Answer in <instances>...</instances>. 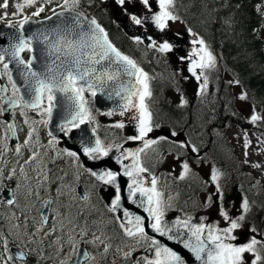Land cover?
Listing matches in <instances>:
<instances>
[{
  "label": "snow or ice",
  "instance_id": "6c2138e0",
  "mask_svg": "<svg viewBox=\"0 0 264 264\" xmlns=\"http://www.w3.org/2000/svg\"><path fill=\"white\" fill-rule=\"evenodd\" d=\"M52 2L53 0H44V3L40 4L39 7H36L38 0H22V2L16 3L14 5L16 11L12 15L22 16L16 22L8 19L6 11L0 16V21L7 20V28H15V31L11 33L0 30V38L7 35L9 40L7 46L0 45V65L3 66V74L7 76L12 86L10 95L7 94L8 90L6 88L0 87V115L16 108H20L21 115H23V109L29 108L36 111L38 115L47 117L40 121H33V124L47 125L52 118L53 110L60 108L66 113L63 122L59 126L60 131L64 135H68L74 129H81L79 139L83 155L89 160H103V158L109 156L113 149L121 152L117 162L124 169L122 175L129 177L130 180L127 185V198L147 213L149 223L146 225L144 217L135 215L125 209L123 211L124 221L120 223V228L123 230L124 236L135 240L137 245L141 241L146 242V251H150L153 255L150 257L145 255L143 264H186L185 259L177 251L166 246L156 237L150 236L146 231V227L160 237H166L169 241H179L200 264H264V255L261 254V250L264 249V240L252 235L245 243H233V241L239 239L238 236L234 235V232L244 227L252 207L249 199L245 196L241 199L239 214L234 217L229 215L222 203L224 193L219 183L221 173L216 167L211 170L210 181L215 185L216 194L221 201L219 216L223 218L226 226L221 227L219 222L206 224L203 222L206 217L201 218V223H192L191 216L185 219L177 217L171 223L165 221V212L168 208H171L170 202L173 198L169 196V203L166 205L164 194L157 187V178L152 176L151 186L146 187L144 177L141 175L142 173L151 175L149 169L142 163V154L146 155L149 149L155 151L153 146L169 140L167 135H161L155 139L149 138V134L154 129L161 127L159 123L154 122L153 112L147 103V100L152 97L150 86L152 78L134 59L123 54L114 46L109 40L108 33L95 18L88 19L83 12L78 11L81 0H63L62 3L57 5L60 8L59 12L53 8L51 10L52 16H48L46 19L51 21L55 17L57 23L41 27L36 31L26 30L25 26L34 22L32 17H40L41 13L45 11V5ZM125 2L126 0H115V3L121 7L125 5ZM155 2L158 4V11L152 10L151 0H140L144 8L151 13L150 16L144 15L141 18L135 14L127 13V9H125V12L133 24L142 25L150 21L159 32L163 33L169 28V22L180 19L175 14L176 0H155ZM32 7H35L36 10L31 13V16L23 14L25 8ZM0 8L7 9L8 0H3V3H0ZM188 32L194 37L191 41L193 47L187 56H181L179 59L181 62L185 60L189 62L187 70L198 82L197 96L203 97L208 92V73L217 67L216 57L204 39L198 37L191 28L188 29ZM134 39L137 44L144 42L139 36ZM147 39L150 41L147 46L159 53L173 51L174 45L168 40L158 42L152 36H148ZM38 44L44 45V50L51 58L50 63L46 62L45 66L39 70L33 67L36 60L35 56L27 60L22 56L25 51L34 52V46ZM197 45L199 47H196ZM10 65L15 66L17 69L22 80L21 84L18 85L13 79V70ZM124 77H127V80H124ZM117 83L119 87L115 89L114 94L120 97L122 103L118 104L116 109L105 114L111 116L118 111L119 115L123 116L130 110L135 111L136 115L133 116L135 134L127 137V140L142 143L143 147L137 148L135 151H121L123 147L121 144H108L106 146L96 136V128L92 129L94 140L81 128V125L95 122V117L88 107L85 93H90L95 97L98 91L103 92L110 84ZM236 83H239V81H236ZM112 95L113 92H108L109 98ZM239 99L246 100L247 96L241 94ZM187 105L188 100L181 94L177 106L183 108ZM259 120H261V116L253 108L249 123L256 124ZM25 123H28L27 119ZM111 127L123 129L125 124L117 122ZM14 130V124L9 123L5 139H10L15 134ZM34 132H36V129L30 127L27 133L28 139L24 140L25 146L29 144ZM170 136L177 137V131L173 129ZM54 143L55 138L53 137L49 140V144L54 145ZM173 143L179 149H190L193 153L199 151L197 146L189 141H173ZM250 143L245 132L244 148L247 149ZM19 151L20 148L17 147L16 152L19 153ZM66 154L75 160H79V156L74 151H66ZM247 154V151H245L244 155L247 156ZM35 155L34 153L33 158ZM129 158L132 161L130 165L122 163L123 160ZM177 159L179 160V157ZM80 167H84V165L81 164ZM181 167L182 171L179 179L183 180L191 169L186 161L181 164ZM252 167L259 168L260 165L253 164ZM85 170L96 181L115 187V198L108 210L116 212L120 209L122 207L121 188L117 184V176L121 173L109 169L101 171ZM2 191L4 190L0 189V192ZM137 196L139 199H135ZM16 202L15 190H11L7 197H0V203L14 205ZM45 203L48 202L45 201ZM211 203L212 194L209 195L207 201L209 206ZM42 219L46 220V217ZM40 230L41 228H37V232ZM248 231L257 233L259 230L257 227L251 226ZM84 234L85 232L82 229L81 235ZM96 241L104 243L100 236H94L93 241H87L86 243H95ZM0 242H2L4 249L3 255H0V264H15L16 261H20V264H28L32 256L31 250L28 252L11 251L9 249L10 241L2 230H0ZM29 243H31V240H29ZM69 243L72 250L60 264H69V262L71 264H91L95 260V257L86 251L81 254L79 247L73 242L71 236L69 237ZM62 248L63 245H61ZM109 248V244H104L105 254L108 253ZM61 249H57V251ZM134 250L124 252V257L126 259L131 257ZM246 253L251 254V260L245 259ZM73 257L77 258L73 259ZM137 264H140V262L137 261Z\"/></svg>",
  "mask_w": 264,
  "mask_h": 264
},
{
  "label": "flooded vegetation",
  "instance_id": "af4514ba",
  "mask_svg": "<svg viewBox=\"0 0 264 264\" xmlns=\"http://www.w3.org/2000/svg\"><path fill=\"white\" fill-rule=\"evenodd\" d=\"M131 1L138 4V0H126L125 5L121 7L115 3V0H81L78 11L95 18L110 33L112 41L120 49L126 51L131 49L132 51L130 40L127 37L135 36L141 25L133 24L127 14L131 13L128 11ZM125 9H127V13ZM146 11L143 15L147 14ZM131 14L143 17L138 12ZM123 24L126 26V31H124L126 38L121 37L117 28ZM172 40L175 41V39ZM133 50L142 57L141 49L134 46ZM25 55L24 58L27 57V54ZM174 62L177 63V61ZM1 68L3 73V66ZM19 111L21 112V110ZM26 111L28 110L23 109V113ZM31 113H34L35 119L41 118L36 111H31ZM92 115L95 117L94 124L106 122V116L95 113ZM44 118L46 119V117ZM0 124L6 129L1 119ZM43 125L38 124L40 131L43 130ZM198 130L201 133L199 140L205 144L209 143V133L214 128ZM97 133L100 135L101 129ZM161 135L169 136V132L166 129L157 130V136ZM1 139L0 145L3 150H0V189L4 191L0 192V197H7L8 191L15 190L17 202L14 205L0 203V230L9 239L11 251L28 252L31 250L32 256L28 264H60L72 250L69 243L70 236L79 247L81 254L86 251L95 257L91 264H137V261L143 264L145 255L149 257L153 255L150 251H146V242L141 241L137 245L135 240L124 236L117 221L118 218H121L122 210L118 209L115 213H109L99 197L102 191L108 188V185L102 184L86 174L80 167L78 160L67 154L58 153L56 155L63 157L62 160H58V166L42 167L34 159H30L27 163L26 161L21 162L20 167L15 169L11 165L18 161L23 153L21 150L19 153L11 152L7 147V139L4 137ZM169 139L178 141L177 138L170 136ZM26 154L28 158H33L31 153ZM152 169L161 170L162 167L155 166ZM61 188H72V200L63 198V194L59 192ZM47 190L55 192L57 198H52L50 194H47ZM79 190L87 195L85 199L78 197L77 192ZM96 195L99 199L97 197L92 198ZM45 201L48 203L46 204ZM164 201L166 205L169 203L167 198ZM175 202L185 205L192 203L193 200L183 198L175 200ZM170 212L171 210L168 208L165 215ZM43 217H46V220H43ZM89 220L90 222L101 221V224L90 223ZM37 228H41V230L37 232ZM82 229L85 232L83 236L81 235ZM94 236H100L104 243L99 241L86 243L93 241ZM150 236L156 237L166 246L169 243L168 239L160 237L156 233L152 232ZM104 244L110 245L107 254L104 253ZM61 245H63L62 249ZM57 249L61 250L57 251ZM131 249L135 250L132 251V256L126 259L124 252ZM3 252L2 242H0V255H3ZM76 258L73 257V259ZM15 264H20V261H16Z\"/></svg>",
  "mask_w": 264,
  "mask_h": 264
},
{
  "label": "trees",
  "instance_id": "16d2710c",
  "mask_svg": "<svg viewBox=\"0 0 264 264\" xmlns=\"http://www.w3.org/2000/svg\"><path fill=\"white\" fill-rule=\"evenodd\" d=\"M259 3L260 0H176L175 5V14L204 39L215 55L217 67L213 75L217 72L221 78L224 71L235 75L252 106L264 105V41L257 34L264 18L257 10ZM153 90L158 92V87ZM187 100L188 105L181 108L161 103L158 96L156 118L172 126L206 130L213 127L212 122H222V95L220 105L214 104L212 111L200 106L197 99ZM256 130L264 137V124L256 126ZM251 189L258 193L253 198L264 199V188L259 189L253 182ZM251 207L264 218V205Z\"/></svg>",
  "mask_w": 264,
  "mask_h": 264
},
{
  "label": "rangeland",
  "instance_id": "374dc122",
  "mask_svg": "<svg viewBox=\"0 0 264 264\" xmlns=\"http://www.w3.org/2000/svg\"><path fill=\"white\" fill-rule=\"evenodd\" d=\"M152 2H153V5H151L152 10L158 11V4L155 2V0H151V3ZM16 3H19V1L11 0L8 3V7L16 11L14 7ZM35 10L36 8L30 9V10L24 9L23 14L27 15V14L32 13ZM145 10L147 9H145L144 6L140 3V0H138V4L133 1H131L129 4V9H128L129 12L131 13L138 12L142 16L144 15L150 16L151 13H149L148 11H146L147 14L143 15ZM262 10L264 11V0L262 2ZM12 14H8V18L11 20L18 21L19 19L22 18V16L20 15L13 16ZM143 28H144V31L146 30V32L144 33V36H142V39L144 42L147 41L145 37L151 36L152 32H154V35H155L154 39H156L158 42H162V40L169 41L170 32L177 35L178 37L181 36V38H183L182 41H178L175 43V47L178 49L181 55L178 57L177 63L174 62L175 63L174 68L180 73H182L183 75L176 79L174 78L170 79L171 77L170 75L164 74L163 72L158 71V74L156 77L161 80L171 81V84L169 82L163 83V87L166 88L165 95L167 97L171 99H177L179 101L180 95L184 94L186 97L192 99L194 96H196L197 85L193 79V76L187 70L188 69L187 63L189 64V62L187 60L181 62L179 59L181 56H187V54L191 51V50H186L190 46V43L186 41V37L183 33L186 32L187 35H190V34L185 30V28L183 27V24L180 23L178 20L174 22H169V28H167L163 33L159 32V30H157L154 27V25L151 24L150 21L145 22L143 24ZM262 29H264V24L260 27L259 31H262ZM263 36H264V32H263ZM160 68L165 72H169L173 69V66L171 63L164 61L160 65ZM185 77H187V79H185ZM27 114H28L27 117L31 115L30 113H27ZM263 120H264V113H263ZM246 133H247L248 140L251 142L247 149L244 148L245 133L239 130H236V128H233V129L228 128L226 132V138H228L231 141L233 150L235 151V154L239 158L240 162H242L245 165V167L248 168V170L252 172L254 176L258 178L264 185V142H262L264 141V138L262 137V135H260L255 130L248 129ZM245 151H247L248 153L247 156L244 155ZM176 164H177L176 160L168 159L166 160L165 169L167 168L169 171L174 172V167ZM253 164H259L260 167L259 168L252 167ZM177 169H178V166L175 168V173L177 172ZM62 192H66V190ZM170 196L174 199L175 197H177V194L170 190ZM206 199H207V193L199 196L201 207L206 203ZM239 202H240V195L237 193L236 187L235 186L230 187L226 194V198H224L222 201L223 206L229 212V215L234 217L239 214V209H240ZM210 212L216 216V213L213 209L207 210L203 212V214L206 215ZM254 216L256 220H258L261 224H264V220L261 218L260 214L255 212ZM88 222H90V220ZM90 223L101 224V221L90 222ZM248 225H249L248 223H245L242 229H238L234 232V235L235 234L237 235V231L239 230L240 231L238 233H241V232H244V230H247V228L249 229ZM84 226L87 227L86 224H84ZM243 238L247 239L248 236L245 235Z\"/></svg>",
  "mask_w": 264,
  "mask_h": 264
},
{
  "label": "water",
  "instance_id": "95a60500",
  "mask_svg": "<svg viewBox=\"0 0 264 264\" xmlns=\"http://www.w3.org/2000/svg\"><path fill=\"white\" fill-rule=\"evenodd\" d=\"M33 23H35V21ZM33 23L27 25L25 28L30 29L32 26H34V25H32ZM46 23L53 25V24L57 23V20L55 17H53V20H51V21L47 20ZM33 56L36 57V60L34 61V65H33V67L35 68V62L41 60V57H40L41 55H31V58ZM43 63L46 64V62L44 60H43ZM44 66L45 65H43L42 67H38V69H42ZM123 79L127 80V77H124ZM14 80L17 82L18 85H19L18 82H20V84L22 83V80L20 77L14 78ZM118 87H119L118 83L117 84H110L108 87L105 88V90L103 92L98 91L97 95L94 97V103H95V105H97L96 107L99 108L98 106L100 104L101 106H103V108L106 112H109V111L116 109L118 104L122 103V101L120 100V97H118L114 94L115 89H118ZM108 92H113V95L111 98H109ZM105 100L110 102L112 105L109 106L108 104H105ZM130 111L133 113V115L135 114L134 110H130ZM111 116L114 117V119L117 121H119L120 120L119 117H121V115H119L118 111L116 112V114L111 115ZM129 145H130V142L127 143L125 146L124 145H122V146L129 148ZM123 147H122V149H125ZM131 149H133V148L131 147ZM115 151H116L115 149L112 150V152H115ZM181 219H183V218H181ZM210 219L211 218L209 217L208 221L204 222V223L209 224ZM171 220H172L171 222H173L175 219H171ZM192 223H196L194 219H192ZM167 246L174 249L175 251H177L185 259L186 264H200V262L196 261L194 256L187 249H185L179 241H177V243H175V244H167Z\"/></svg>",
  "mask_w": 264,
  "mask_h": 264
},
{
  "label": "bare ground",
  "instance_id": "6f19581e",
  "mask_svg": "<svg viewBox=\"0 0 264 264\" xmlns=\"http://www.w3.org/2000/svg\"><path fill=\"white\" fill-rule=\"evenodd\" d=\"M213 1V0H212ZM182 3V2H181ZM205 5V4H204ZM203 9V8H202ZM196 28V27H195ZM204 35V34H203ZM208 37V36H207Z\"/></svg>",
  "mask_w": 264,
  "mask_h": 264
}]
</instances>
